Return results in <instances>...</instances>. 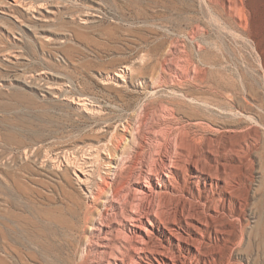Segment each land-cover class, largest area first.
Here are the masks:
<instances>
[{"label": "rangeland", "instance_id": "374dc122", "mask_svg": "<svg viewBox=\"0 0 264 264\" xmlns=\"http://www.w3.org/2000/svg\"><path fill=\"white\" fill-rule=\"evenodd\" d=\"M185 94L247 178L233 259L264 264V0H0V264H121L104 180L129 169L127 131L196 120L171 114Z\"/></svg>", "mask_w": 264, "mask_h": 264}, {"label": "bare ground", "instance_id": "6f19581e", "mask_svg": "<svg viewBox=\"0 0 264 264\" xmlns=\"http://www.w3.org/2000/svg\"><path fill=\"white\" fill-rule=\"evenodd\" d=\"M196 101L185 94L182 100L170 102L172 116L197 117L201 106ZM195 119L178 128L127 131L123 136L124 144L137 148L126 156L129 169L116 180H104L116 197L125 200L120 211L123 220L115 235L105 232L100 244L105 250H116L121 264H236L233 252L240 243L234 218L244 226L242 218L249 205L247 178L234 169L233 143L216 149L213 137L196 128L204 127L203 118ZM113 163L109 164L114 168ZM82 170L85 175L78 177L84 182ZM255 213L258 229L262 228L261 201L255 204ZM248 233L250 237L252 231ZM243 237L244 227L241 242Z\"/></svg>", "mask_w": 264, "mask_h": 264}]
</instances>
